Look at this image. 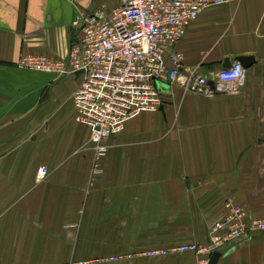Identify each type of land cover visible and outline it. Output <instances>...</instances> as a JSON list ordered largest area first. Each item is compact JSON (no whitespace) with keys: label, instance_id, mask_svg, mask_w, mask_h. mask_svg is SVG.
Segmentation results:
<instances>
[{"label":"crops","instance_id":"0c3cea01","mask_svg":"<svg viewBox=\"0 0 264 264\" xmlns=\"http://www.w3.org/2000/svg\"><path fill=\"white\" fill-rule=\"evenodd\" d=\"M120 0H0V264H200L160 249L211 242L240 206L264 218V0L208 8L177 51L213 78L253 60L239 94L195 95L164 83L165 105L131 118L108 139L91 180V128L77 121L76 75L20 66L66 59L78 18ZM42 166L50 174L38 183ZM217 264H264V233L223 250ZM119 258L113 260V258Z\"/></svg>","mask_w":264,"mask_h":264},{"label":"built area","instance_id":"2783aa9c","mask_svg":"<svg viewBox=\"0 0 264 264\" xmlns=\"http://www.w3.org/2000/svg\"><path fill=\"white\" fill-rule=\"evenodd\" d=\"M229 1L120 0L108 15L92 11L78 18L75 25L81 36L71 45L65 60L26 57L19 61L22 67L54 72L58 78L81 77L72 98L77 121L91 128L92 181L103 174L108 139L120 134L140 112L159 110L165 105L164 83L176 82L185 92L195 95L240 93L246 71L239 62L211 79L197 69L187 68L176 49L188 27L205 10ZM49 174V168L42 166L36 172V181H44ZM226 207L227 215L211 228L209 244H182L153 254L191 252L205 257L200 264H209L214 253L264 233V218L246 220L240 206L228 202Z\"/></svg>","mask_w":264,"mask_h":264},{"label":"water","instance_id":"95a60500","mask_svg":"<svg viewBox=\"0 0 264 264\" xmlns=\"http://www.w3.org/2000/svg\"><path fill=\"white\" fill-rule=\"evenodd\" d=\"M238 62H239V63L243 66V68L246 70V69H248V68L252 65L253 60L251 61V59L244 57V58H240V59H238ZM225 68H228V66H225ZM221 255H222L221 252H216V253H214V254L211 256V259H210L209 264H217L218 261H219V259H220V257H221Z\"/></svg>","mask_w":264,"mask_h":264}]
</instances>
